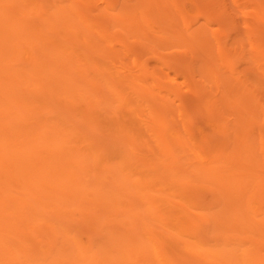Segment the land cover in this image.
<instances>
[{"label": "bare ground", "instance_id": "bare-ground-1", "mask_svg": "<svg viewBox=\"0 0 264 264\" xmlns=\"http://www.w3.org/2000/svg\"><path fill=\"white\" fill-rule=\"evenodd\" d=\"M0 264H264V0H0Z\"/></svg>", "mask_w": 264, "mask_h": 264}]
</instances>
